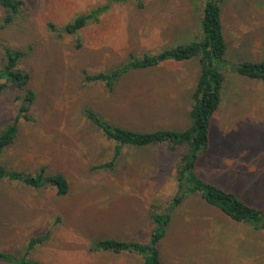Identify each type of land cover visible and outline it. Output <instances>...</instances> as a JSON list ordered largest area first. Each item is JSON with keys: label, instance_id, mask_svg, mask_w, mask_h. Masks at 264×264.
Returning a JSON list of instances; mask_svg holds the SVG:
<instances>
[{"label": "rangeland", "instance_id": "obj_1", "mask_svg": "<svg viewBox=\"0 0 264 264\" xmlns=\"http://www.w3.org/2000/svg\"><path fill=\"white\" fill-rule=\"evenodd\" d=\"M23 1L9 25L0 5V68L4 47L25 52L20 67L30 73L36 100L20 117L18 137L2 162L28 172L47 165L49 173H65L71 188L60 196L51 187L0 181V250L22 255L31 239L46 236L31 252L45 264H143L140 255L92 251L90 244L104 237L149 241L150 211L166 208L175 195L176 163L185 147L126 148L114 168L95 169L113 156L114 144L85 109L136 130L184 129L200 64L194 59L132 71L113 92L85 74L199 39L204 0ZM109 3L98 20L76 33L65 30ZM223 20L230 61L264 60V0H229ZM225 73L210 148L197 171L264 210V82L229 68ZM23 96L12 87L0 93V131L14 121ZM160 250L162 264H264V232L189 194Z\"/></svg>", "mask_w": 264, "mask_h": 264}, {"label": "trees", "instance_id": "obj_2", "mask_svg": "<svg viewBox=\"0 0 264 264\" xmlns=\"http://www.w3.org/2000/svg\"><path fill=\"white\" fill-rule=\"evenodd\" d=\"M112 1V0H111ZM128 0H113L126 2ZM141 5L142 0H137ZM229 0H204L200 21L201 37L186 43L162 49L155 54L131 55V60L109 72L91 74L86 71L88 82H103L113 92L117 80L124 74L136 70L150 69L166 62H186L198 59L200 74L191 94L189 110L190 124L184 129L159 128L141 131L104 118L90 108L85 116L114 144L113 156L94 166L95 169H112L126 148L166 145L170 151L185 147L176 163L177 191L169 205L160 210L155 205L150 211L153 228L148 242L116 237L99 238L90 244V250L114 254L132 253L142 257L143 264H162L160 244L167 236L175 213L183 205L189 194L200 195L208 204L221 210L235 222L245 223L264 232V210L252 205L234 191L207 181L197 171L202 157L211 144L212 120L223 100L226 82V68L238 74L264 82V60L244 59L232 62L228 59L229 43L225 35L223 4ZM111 2V3H112ZM111 3L90 13L79 15L68 23L65 30L76 33L92 21L98 20L99 13L111 7ZM113 4V3H112ZM5 16L4 24H12L21 12L23 0H0ZM4 65L0 68V93L7 87L23 91L24 96L18 106L14 121L0 131V181L18 182L33 189L51 187L60 196L70 192V182L63 172L49 173L48 166L28 172L11 168L2 162L6 149L15 142L19 134V120L36 100V92L29 88L30 73L20 67L25 52L12 47H4ZM46 236L31 239L22 255L0 250V263L45 264L31 257V252L42 243Z\"/></svg>", "mask_w": 264, "mask_h": 264}]
</instances>
